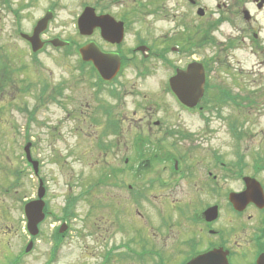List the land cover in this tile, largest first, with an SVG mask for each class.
Listing matches in <instances>:
<instances>
[{"label":"rangeland","instance_id":"obj_1","mask_svg":"<svg viewBox=\"0 0 264 264\" xmlns=\"http://www.w3.org/2000/svg\"><path fill=\"white\" fill-rule=\"evenodd\" d=\"M49 1L37 0L40 7L35 9V15H39ZM59 1L60 7L55 21L49 26L50 32L62 38H71L78 46L92 39L100 46L108 47L99 36H82L76 29L75 20L83 5L94 2H98L100 8L106 7L111 15L126 14L129 17V29L122 43L125 48L134 45L138 37L146 39L148 43L166 40L172 33L182 32V27L188 21H195L198 17L196 9L184 0H140L145 6L138 13L139 17H133L137 0ZM150 1L161 6L155 14L154 7L149 5ZM216 1L201 0L200 6H205L215 17ZM246 1L247 9L256 19L250 22L253 29L242 35L240 43L226 58L222 54L225 65H219V59L213 77L214 83L220 87L233 94L251 95L256 103L239 99L237 105L222 103L220 115L211 113L209 127L215 133L210 135V141L206 140L208 134L202 141L196 136L203 147L200 146L202 149H197V152L189 151L191 156L201 155L202 166L210 160L209 152L207 154L205 151L206 141L225 159L235 158L238 153L235 149L245 159L249 158V150H264V8L258 10L251 0ZM7 16L0 11V63L9 85L7 101L0 103V264H10L16 259V264H44L49 258H55L53 264L95 263L109 242L135 237L133 226L161 223V218L162 222L189 223L187 216L179 211L173 208L167 210V200L174 203V208L180 206L185 214H189V209L197 199L206 205L213 202V194L203 183L196 184L192 180L173 184L148 183L156 170L162 172L160 163L155 168H144L139 172L135 170L138 154L134 135L138 130H143L141 132L145 135V126L123 116L138 111L139 104L149 102L160 105V110H156L154 104L148 110L157 112L154 117L164 118L162 130L167 124L178 129H201L194 116L181 113L183 111L177 109L170 94L163 90L169 68H162L157 62L153 74L144 81L128 68L119 79L117 90L120 93L108 96L107 91L96 92L94 88L91 89L90 79L89 82L86 77L73 72L72 59L58 53H41V63L46 69H33L22 42L11 32V19ZM203 20L205 17L200 21ZM235 24V29L232 28L226 35L240 36L239 27L248 30V21L242 17L237 18ZM28 26L29 20H23L22 30ZM220 29L227 32L231 27L220 24L215 33L220 32ZM253 31L258 34L257 40L252 38ZM215 51L216 48L206 45L204 52H196L194 56L208 57ZM167 56L173 57L174 61L179 58L171 52ZM76 58L78 63V56ZM46 81L65 89V95L59 104H48L47 109L37 110L32 119V149L33 155L41 160L46 215L39 223V233L33 237L32 249L25 253L24 248L30 236L25 229L21 202L35 198L37 183L33 173L30 172L29 176V171L19 158V127L22 110L38 103L36 97L40 85ZM131 93L134 95L131 96ZM117 116L121 119L117 120ZM113 122H118L123 128L119 146L122 141L124 145L120 149L110 145L114 143L111 134L115 131L110 129ZM233 126H236L237 135L232 133ZM155 131L153 128V133ZM240 135L241 139H235ZM167 140L162 144L165 145ZM160 148L163 154L166 151L164 147L151 143V146L142 148L145 150L142 156L152 159V153ZM124 156L128 158V164L119 172V158ZM18 170L25 172L20 174L23 178L16 177ZM166 174L167 169L163 172V175ZM103 177L122 180L120 182L124 183V187L114 190L104 183L99 184L98 181ZM89 186L93 188L91 193L88 192ZM5 189H8V194L4 193ZM138 191L142 192L141 196H135ZM71 196L76 200L71 206H66ZM66 208L73 212L68 218L64 214ZM161 213L164 217L159 215ZM63 222L67 224L66 236L59 250L55 249L54 257L52 237L54 230ZM115 223L124 224L125 230L118 232L115 226L111 227ZM101 230H108L103 237L99 236Z\"/></svg>","mask_w":264,"mask_h":264},{"label":"flooded vegetation","instance_id":"obj_2","mask_svg":"<svg viewBox=\"0 0 264 264\" xmlns=\"http://www.w3.org/2000/svg\"><path fill=\"white\" fill-rule=\"evenodd\" d=\"M260 1L262 0H251L258 10L264 8V3L261 4ZM187 2L196 9L198 15L196 20L188 21L182 27V32L172 33L166 40L159 42L157 40L148 43L146 39L138 37L134 45L123 47L122 43L130 23L126 14L112 15L116 21L123 23L124 37L121 42L112 43L104 40L101 28L98 26L93 28L90 36H99L108 47H102L92 39L87 41V43H95L103 52L117 53L120 60L119 70L113 79L105 81L102 80L92 63H87L86 65L77 63L78 48L76 41L71 38H62L56 33L50 32L49 26L55 21L60 7L59 0L49 1L46 6H43L39 15H35V9L40 7L37 5V0H0V11L11 19V32L22 42L23 47L26 49L27 57H29V64L33 69H46L41 63V53L45 51L58 53L64 58L72 59L73 72L81 77H86L88 81L90 79L91 89L94 88L96 92L107 91L109 93L108 96L110 94L117 95L120 93L117 90V86L120 84L119 79L126 69L134 70L137 78L144 81L153 74L157 62H159L162 68H169L170 70V73L164 79L166 86H164L163 90L170 94L178 107L176 108L182 110L183 112L181 113L185 114L189 111L186 106L177 100L170 89L172 85H169V81L179 71L187 72L193 62H196L197 65L199 64L198 67L203 73V92L197 100L194 109L197 108L204 111L202 114L200 112H193L195 115L189 114L192 117L194 116L193 118L200 124L202 130L178 129V127L168 124L162 130V120L164 118H156L154 115L157 112L148 110L154 105L156 110H160V105L157 103L147 102L142 105L139 104L138 111L135 110L130 116L124 115L123 117L134 122L139 121L142 127L145 126V135L141 132L143 130H138L134 135L138 154L135 170L139 172V170L141 171L144 168H155L156 164L160 163L159 166L162 172L156 170L149 178L148 183L173 184L192 180L196 184H205L208 191L213 194V202L206 205L197 199L195 205H192L189 209V214H185L182 213L180 206L174 208V203L167 200L169 206L167 210H172L173 208V210L179 211L180 214L187 216L189 223L180 224L166 220V222H162L163 218H161V223L133 226L136 232L135 237H130L125 241L109 242L101 251L99 260L91 264H264V150H249L251 151L249 158L245 159L241 152L235 149L240 156L236 152L235 158L225 159L217 149L213 148L212 144L211 146L208 145V141L215 133L209 127L212 118L211 113L220 115L222 103L237 104L239 99L246 100L249 103L255 101L251 95L230 93L225 88L214 83L213 76L215 75V65L219 59H221L222 63L218 64L221 66L225 65V58L237 47V43H240L242 35L253 29V25L250 22L256 19L253 15L245 19L244 11H248L246 0H217L214 6L217 12L215 17H212V13H210V10H206L205 6L201 8V0H187ZM89 6L93 7L94 12L98 15L110 13L106 7L100 8L98 2H94ZM144 6V3L141 4L137 0L133 12L134 16H132L139 17L138 13H141ZM204 17L205 20L200 21ZM239 17L248 21V30L239 27L240 36L230 33L226 35L232 28L235 29V21ZM185 18L188 17L185 16ZM26 19L29 20V26L22 30L21 23ZM41 20H44V27L37 32L35 38L33 37L34 30ZM220 24H226L231 29L227 32L220 29V32L216 34L215 29ZM22 34L34 38V47ZM137 34L140 35L139 32ZM257 37V32L253 31V40H257ZM57 38L63 39L68 43L63 46H55L52 40ZM206 45L216 48L214 54L208 55V57L203 56L202 58L195 57L196 52L202 53L205 51ZM170 52L178 56V60L174 61L173 57H168L167 55ZM222 54H224L225 58L222 57ZM2 67L0 63V103L7 101L9 92L8 81L5 79ZM74 79L75 76L73 77ZM71 86L73 85L71 84ZM64 95L65 89L60 88L59 85H53L49 81L43 82L36 97L38 103L22 110L19 127V158L28 171L32 167L31 162H35L38 167V178L42 180L41 160L33 155L34 149H32V119L37 110L43 111L47 109L48 104H59ZM133 95L131 93V96ZM206 108L207 111L205 110ZM116 119L121 118L117 116ZM153 128L156 129L154 133ZM110 129L115 131L111 134L114 143H110V145L112 147L117 146L120 149L124 145V141H122V145L119 146L123 128L120 127L118 122H113ZM206 134H208L206 138L208 141H206L205 151L207 154L209 152L210 160L208 164L202 166L201 155L191 156L189 151L197 152V149H202L203 145L196 136L202 141ZM245 134L247 135L246 132ZM141 137H144V139H140ZM166 139H168L166 144H162ZM151 143L161 145L166 151L162 154L160 148L156 153H152V159L143 157L142 152H145V150L142 148L151 146ZM25 147L28 150L31 161L26 157ZM238 148L240 147L238 146ZM127 159L125 156L122 159L119 158L121 163L119 172L123 171L127 166ZM166 169L167 174L163 175ZM16 173L18 174L16 177L20 179L23 178L20 174L25 172L18 170ZM120 181L103 177L98 183H104L107 187L111 186L114 190H122L124 183ZM128 187H131V185H128ZM4 193L8 194V189H5ZM136 195L141 196L142 192L138 191ZM211 206L216 208L214 217L209 220L207 219L206 208ZM159 215L164 217L163 213ZM112 226H115L118 232L125 230L124 224L115 223ZM106 231L108 230H101L99 236L103 237ZM64 235L61 234L63 238L65 237ZM63 238L57 247L55 245L56 251L59 250ZM53 254L55 257V251ZM54 261L55 258L53 260L49 258L44 264H53Z\"/></svg>","mask_w":264,"mask_h":264},{"label":"water","instance_id":"obj_3","mask_svg":"<svg viewBox=\"0 0 264 264\" xmlns=\"http://www.w3.org/2000/svg\"><path fill=\"white\" fill-rule=\"evenodd\" d=\"M263 1V0H262ZM261 1V4H262ZM264 2V1H263ZM260 6V5H259ZM247 18V12H245ZM79 32L84 35L91 34L93 28L98 26L101 28V34L104 39L111 42H120L122 39L121 25L116 24L108 15L95 17L92 8L85 7L77 20ZM44 25L37 31L39 32ZM37 34H35L36 38ZM59 40V39H58ZM63 42V41H61ZM64 43V42H63ZM80 54L83 60L92 61L103 76H112L117 71L119 59L115 53L102 52L95 43L90 42L80 48ZM199 64L190 65L187 72L179 71L173 78L171 84L177 96L187 105H193L201 95V86L203 83V74L198 67ZM44 194V188L40 182L38 189V198L30 201L24 206V214L26 217L27 230L31 235H36L38 232V223L43 219L44 201L41 199ZM207 219H212L215 215V207L206 211ZM64 227L60 230L62 231ZM32 242H29L25 251H29Z\"/></svg>","mask_w":264,"mask_h":264},{"label":"trees","instance_id":"obj_4","mask_svg":"<svg viewBox=\"0 0 264 264\" xmlns=\"http://www.w3.org/2000/svg\"><path fill=\"white\" fill-rule=\"evenodd\" d=\"M69 206V205H68ZM65 211V213H67V208L64 210ZM15 263V261H13L11 264H14Z\"/></svg>","mask_w":264,"mask_h":264}]
</instances>
